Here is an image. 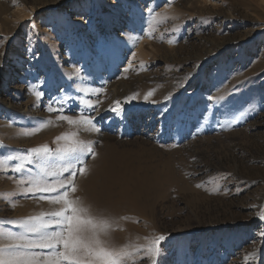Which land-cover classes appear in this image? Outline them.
<instances>
[{
  "label": "rangeland",
  "instance_id": "374dc122",
  "mask_svg": "<svg viewBox=\"0 0 264 264\" xmlns=\"http://www.w3.org/2000/svg\"><path fill=\"white\" fill-rule=\"evenodd\" d=\"M56 2L0 0V221L16 222L0 231L63 207L26 181L58 180L84 145L69 198L125 264H264V0Z\"/></svg>",
  "mask_w": 264,
  "mask_h": 264
},
{
  "label": "snow or ice",
  "instance_id": "6c2138e0",
  "mask_svg": "<svg viewBox=\"0 0 264 264\" xmlns=\"http://www.w3.org/2000/svg\"><path fill=\"white\" fill-rule=\"evenodd\" d=\"M60 0L52 6L53 10L59 9ZM121 0H115L113 7H120ZM148 11H153L148 9ZM128 17L125 16V20ZM170 43L172 41H169ZM26 51H31L26 49ZM7 56V47L4 52H0V60ZM2 66V65H0ZM198 73L189 77V86L193 88V92L189 95H195V89L200 87L197 80ZM63 91V90H62ZM148 93L145 100L148 99ZM43 93L40 94V98ZM172 97H169L171 99ZM208 100L212 97L209 95ZM56 105V98L50 99L47 110L49 112L58 111L63 113L66 109L63 105ZM119 105V102H116ZM89 108L95 110V105L88 103ZM117 115L123 117V109L113 106L109 109ZM170 110L166 109L161 113L163 116ZM180 113L177 112L173 119L178 121ZM60 119L69 120L67 116H60ZM95 117L89 116L83 123L91 124L93 126ZM69 123L75 121L69 120ZM99 131V128H97ZM86 154L95 155L91 147H87L85 153V146L73 147L64 150L61 156L66 160L67 167L63 168V172L57 174L58 180H50L41 183L40 180L26 181L29 184L27 193L33 196H38L40 199H50L53 203H63V207L59 211H55L48 216L32 217L23 224L25 233H13L11 231H0V238L11 241L3 247H0V264H125V258L129 255L121 250H116L108 246L107 242L103 239L106 236V222L103 220H95L84 213L87 211L79 200L69 198V192H75L74 179L77 175L83 174L85 168L79 166L83 163L80 157ZM27 163H33V157L37 160L46 159L51 155L49 149L44 147L26 150ZM4 157L0 155V163H3ZM73 161L76 162L77 167H73ZM19 170V169H18ZM68 173L64 176L63 173ZM199 187V185H197ZM35 221V222H33ZM5 223H11L16 226V222L0 221V229L3 228ZM264 237V232L261 233ZM166 237L160 235L155 244L157 245L156 252H160V242L164 241ZM35 249H40V252H35ZM158 264V262H156Z\"/></svg>",
  "mask_w": 264,
  "mask_h": 264
},
{
  "label": "bare ground",
  "instance_id": "6f19581e",
  "mask_svg": "<svg viewBox=\"0 0 264 264\" xmlns=\"http://www.w3.org/2000/svg\"><path fill=\"white\" fill-rule=\"evenodd\" d=\"M152 4V3H151ZM1 29V28H0ZM36 116H40L39 118H41V117H43V115L41 116L40 114H37ZM1 138L2 139H7V140H11V138L9 137V136H12L11 135V132L9 131V130H6V131H4L3 132V130L1 129ZM4 133V134H3ZM94 134H92L93 136L94 135H96L97 133H95V132H93ZM33 140V139H32ZM10 144H11V142H9ZM26 143V142H25ZM27 144H29V143H27ZM39 144V143H38ZM43 144V143H42ZM37 145V144H36ZM30 147V146H29ZM109 150V149H108ZM51 157H53V156H51ZM82 157V156H81ZM98 157V156H97ZM50 158V157H49ZM49 158H48V160H49ZM81 159V158H80ZM51 161H52V159H50ZM27 161V160H26ZM115 161V160H114ZM24 162V161H23ZM95 162H97V161H95ZM25 163H27V162H25ZM49 163V162H48ZM32 164V163H31ZM51 164V163H50ZM111 164V163H110ZM23 165V164H22ZM25 165V164H24ZM104 165V164H103ZM107 169V168H106ZM97 170V169H96ZM103 171V170H102ZM102 177H103V175H102ZM104 178H106V177H104ZM94 181V180H93ZM103 181V180H102ZM96 182H97V180H96ZM104 184H106V183H104ZM111 184V183H110ZM107 185V187H109L108 186V184H106ZM105 185V186H106ZM92 186V185H91ZM121 186H123V185H121ZM99 187V186H98ZM102 187H103V185H102ZM114 188V187H113ZM101 189V188H100ZM106 189V188H105ZM102 190V189H101ZM97 194V193H96ZM96 197L95 198H97V199H100L101 197H103L104 195H103V193L102 192H99L98 191V194L97 195H95ZM118 197V196H117ZM94 200H96V199H94ZM93 205V204H92ZM90 207H92V206H90ZM96 208V207H95ZM94 211V210H93Z\"/></svg>",
  "mask_w": 264,
  "mask_h": 264
}]
</instances>
